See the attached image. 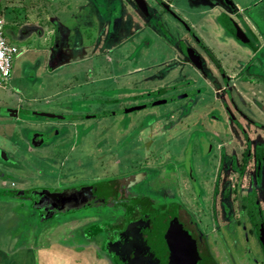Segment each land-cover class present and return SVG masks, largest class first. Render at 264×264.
I'll use <instances>...</instances> for the list:
<instances>
[{
    "label": "rangeland",
    "instance_id": "374dc122",
    "mask_svg": "<svg viewBox=\"0 0 264 264\" xmlns=\"http://www.w3.org/2000/svg\"><path fill=\"white\" fill-rule=\"evenodd\" d=\"M16 1L3 0L1 11H4V5L9 9L21 7L18 1L22 2L23 6L25 4L32 5L30 3L31 0ZM43 1L45 2L40 4L42 16L48 12L45 17L37 16L40 11H37L32 6L29 11L28 16L34 26L25 27L30 24L26 21L24 22V29L23 27L20 29L18 25H15L7 17V38L9 40L13 38L12 32L17 33V38L19 37V32L22 38H20L21 41L16 42L12 41L14 38L10 40L12 44L19 47L20 53L13 63L10 79L6 81L7 86L4 87L0 84V98L6 100L11 94L16 99L20 96L23 101V109L20 110L19 108L18 110L20 111L18 113L19 120L34 123L37 121H50L49 118L39 116L37 113H54L52 110L63 113L70 108H74L75 110L73 111L75 113L70 115L68 122L65 123L71 124L70 129L66 132L64 130L61 131V134L55 136L54 141L52 140L46 148H38L33 151L35 153L33 158H29L30 155L26 154L21 156V151L24 152L27 148L31 151L28 138L25 135L26 127L21 128L19 127L20 123L14 125L12 122L3 120L0 123L2 125L0 127V134H2L0 145L1 147L3 146L2 148L6 152L5 155L1 156V159H3V162H7L6 166L8 169H12L16 162H21L24 167L27 166V171L22 173L13 172L12 169V175L16 176L18 173L21 176L27 175L29 178L28 182L40 188H67L84 184L99 185L101 183L120 181L131 176L142 180L143 184L130 179L127 180L130 183L129 187L132 186L137 191H142V194L153 202L155 209L165 211L164 208L171 209L175 204L188 206L191 209V213L189 212L190 216L195 222L197 224L201 223V227L208 229L211 239L209 245L211 247L213 245V254L219 257L215 256L219 264H260L262 256L254 241V237L245 233L240 227L239 212L236 206L237 198L234 196V192L231 194L230 201L232 203L231 208L233 207L234 211L229 213L228 218L230 216V219L227 222L219 218L218 221L214 219V212L204 215L203 213L205 212L197 211V208H199L198 202L190 186H187L189 182L191 183L189 172L183 170V167L182 169L178 167V163L183 162V153L180 148L183 145L184 138L176 140L178 135L176 131L168 133L166 130L162 131V126L165 127V123L176 120L181 121L185 116L169 112V109H161L163 105L133 113L111 116V113L130 103L135 102L136 105L137 103L145 105L151 102L147 99L150 98V93L152 92L150 90L153 89L156 82L167 78L164 72L165 69L158 66L159 61L163 59V56L170 59L172 52L170 50L163 51L161 46H158V43L153 45L152 40H150V44L146 45L145 39H142L141 43L137 45V37V43L131 45V54H133L132 56L135 59V66L143 67L142 65H145L148 72L137 73L131 79L124 80L126 81L125 85L117 89L116 87L102 88L103 84H101L100 87H94L95 91H97L96 94L88 97L89 95H83L84 93L82 92L84 90H77L75 84L77 81L72 79L70 75V81L68 80L67 70H70V67L60 69L58 75H52L49 72V55L45 49L41 32L43 30L45 34L44 26H47V24L53 26L52 18H57L63 24L64 31L67 32L69 30L70 33L67 43L69 53L67 54L70 56L74 55L78 51V47L93 43L97 38V33L92 28L98 22L95 18L97 14L95 16L94 4L90 0ZM235 1L248 4V8H252L250 15L248 14L250 17L247 15V21L248 25L260 34L261 40L255 44L262 49V55L254 57L255 53L253 51L242 49L238 42L233 39L229 41V44L232 45L225 47L226 50H219L217 47L222 46L217 43L216 36L210 32L208 33L211 39L208 45H211L215 54L225 66L227 76L230 77V85L233 87V98L237 105L244 111H248L251 117H260L261 114V118L264 121V113L258 111L259 107L257 105V103L264 105V0ZM147 2L156 8L158 7L154 0H147ZM184 4L187 5L186 2ZM42 6H44L43 9ZM108 6L112 7L111 4ZM101 12L105 13L106 11L102 10ZM166 18L170 22L169 27L173 23L178 28V30L172 28V32L175 33L176 37H181L182 39L186 37L188 41L196 44L193 36L185 32L178 23L169 16H166ZM255 19H257L258 24H256ZM260 25L263 35L258 30ZM180 31L187 33L185 34L186 36H183ZM217 69L214 67L212 71L218 73ZM180 72L179 69L176 73H173V76H170L171 78L169 77L172 80L176 79V82L170 86L167 84L170 87L167 99H172L176 93L179 94L178 92L182 88L184 92L186 90L189 91V95L210 92V98L208 100L204 99L206 100L205 102L197 105L196 112L187 116L188 136L192 137L193 134H196V136L207 137V135L210 136L211 133H217V131L218 134H221V129L226 131L225 123L228 121L229 125L226 115L230 117V114L224 108V103L215 102L214 99L216 98L213 95V91H210L212 88L211 82L204 85V82L197 75L199 73L193 70L182 72L185 77L179 80ZM241 75L244 76V80L259 82V84L262 82V84H251L242 80V83H240L238 79ZM217 80L222 81L220 77ZM178 81L179 84H176ZM197 82H201L204 88L197 86ZM175 85H178V87L175 88ZM66 86L75 87V92L78 96L82 94L75 99L69 100L67 98L71 92L67 91ZM190 87L193 89L192 92L189 89ZM205 88H208V90ZM171 89L172 91H169ZM60 90H63L62 92H65V94H57ZM84 98L87 99L84 100ZM3 102L6 103L7 101ZM7 103L12 104L13 102L9 100ZM191 103L188 102L187 106L190 107ZM228 103L230 107L233 106L231 99L228 100ZM235 113L237 118L240 119L239 113ZM83 114L85 116L96 115V117H90L92 119L86 122V119L82 117ZM73 122L77 124L72 125ZM34 123H29V126L35 125ZM205 130L209 132H205ZM10 135L12 136L11 138ZM7 138L8 140H6ZM214 139L219 140L217 137H214ZM127 142L131 143L130 147ZM133 142L134 146L144 147L146 145V147L137 151L133 146ZM233 145L235 146V144ZM231 149H233V146H230ZM18 151L19 155L17 157ZM205 152L199 151L202 156L197 154L198 158H194L195 164L193 165L195 170L193 173H195V177H197L202 186L211 188L215 182L216 174H209V178L207 177L210 171H207ZM29 163H33V168ZM4 165L0 164V175L2 172L7 171ZM24 167L22 168L24 169ZM4 184L6 185V183ZM8 185H11L10 181H8ZM252 185L253 183H247L245 186L243 184V187H245L244 195H247V192H251L250 188ZM211 192L212 188L209 193ZM260 196L264 197L263 188L260 191ZM206 198L210 199L211 196L208 195ZM0 199L13 201V199H4L1 196ZM28 211L29 213H23L18 218L16 217L17 219L15 218L19 229L16 230L13 227L12 232H15L14 234L19 237L16 240L7 237V248H20L25 241H28V234H31L34 241H38L40 246H45L49 251L51 250L49 258L51 262H48V264H113L112 259L107 256L101 244L103 236L102 238L95 236L96 233L99 234L105 229L104 226L106 224H110L114 220L113 214L108 208L88 207L47 222L41 221V218L31 213L34 211L32 206ZM1 214L3 212L0 210ZM197 217L202 218L203 221L201 222ZM7 230L10 231L9 228ZM4 234L8 235L5 232L0 234L2 242L6 241L3 238L5 237Z\"/></svg>",
    "mask_w": 264,
    "mask_h": 264
},
{
    "label": "flooded vegetation",
    "instance_id": "af4514ba",
    "mask_svg": "<svg viewBox=\"0 0 264 264\" xmlns=\"http://www.w3.org/2000/svg\"><path fill=\"white\" fill-rule=\"evenodd\" d=\"M174 0H170L172 2ZM193 2L198 3L203 7L205 10V13L203 15H207V21L204 22V29L207 32H210L212 35L216 36L217 43L221 46H226L231 39H233L235 42H238L241 48H245L246 50L253 51L255 54V57H258L260 54L262 55L263 51L261 48H259V45H256V42H260V34L254 30L252 27L248 25L247 21V15H250V10L252 8L248 9V11L243 12L242 9H238V7L235 5L233 0H229V3L226 0H192ZM3 2V1H2ZM156 5L160 7V12H153V9H151L150 4L147 2V0H134V3L137 6V9L140 13H144L143 15L147 19H151V17H154L156 25H158V28L162 32H166L165 25L162 21V15L168 14L171 16L172 19L180 23L185 32L189 33L191 36H193V39L195 40L196 44L190 43L186 38L181 41L179 44V47L182 52H184L188 57L189 60L192 62V65L195 66L197 70L202 73V75L206 78H210L212 80L211 84H214V87L218 86V89L210 90L213 91V95L216 99L215 102L219 101V104L224 103V108L228 110L230 117L226 114V119L229 120L225 123L226 131L224 129L222 130L221 134L217 133H211L210 136H196V134H193L192 137L188 136L189 127H187V116L191 114H194L196 111V107L199 103L205 102L204 99H209L210 92H207L206 94H193L189 95V91H185L180 89L178 92L179 94H175L170 102L163 104V108L169 109V112H173L175 114H179L182 116H185L183 120H177L175 122V127H171L168 129L166 128L167 124H165V127L162 126V131L166 130V132L170 131H176L178 134L176 140H181L180 138H184V141L182 142L183 145L181 146V151L183 153V162L178 163V167L183 170L189 172V178L191 183L187 184V186H190V189L192 190V193L194 192V195L196 197V200L198 202L199 208H197V211H200L204 215H207L209 212H214V219H222L224 222H227L228 219H230V216L228 218L229 213L233 212L234 209L232 206L231 201V194L234 192V196L237 198V207L239 212V224L240 227H242L243 231L245 233L250 234L254 237V241L259 248V251L261 253L262 259L260 261V264H264V244L262 243L260 236H259V229L256 225V221L263 225L264 228V197L260 196V191L262 188L264 189V121L260 117H251L249 115L248 111H244V109L240 108L236 101L234 100L233 95V87L230 85V77L227 76V72L224 69V64L221 63L220 59L216 58V55L214 52L207 46L205 41H203L200 36L198 35L197 31L191 27L186 20H184L174 9L170 2L165 3L163 0H154ZM103 6H101L102 9ZM5 10V5H4ZM104 11L106 9H103ZM4 12V11H3ZM1 11V17L5 20V25L7 27L6 19L4 18V14ZM252 14V13H251ZM246 15V17H245ZM248 15V16H249ZM250 17V16H249ZM252 17V16H251ZM256 24H258L257 19H255ZM136 23V22H135ZM231 24L233 27H235V31L237 28L240 29V32H242L245 35V38H243V41L238 39L232 31H230L226 24ZM137 25V24H136ZM225 25V26H224ZM28 27V26H25ZM258 30H260L261 33V25L258 26ZM6 29V28H5ZM24 29V26H23ZM23 31V30H22ZM6 32V31H5ZM186 33V34H187ZM7 35V34H6ZM12 37L14 38L17 36L16 34H13ZM263 35V31L261 33ZM19 38L21 37V34L18 33ZM17 38V37H15ZM187 40V41H186ZM192 41V40H191ZM243 45V46H242ZM229 46V45H227ZM199 49L205 51L208 53L209 58L212 60V63L214 67L218 68V76H215L214 79L210 75L207 70L205 71L203 68V64H205V61L201 60V54L199 53ZM193 56H192V55ZM193 57H196L199 59V65L194 62ZM264 61V60H263ZM222 64V65H221ZM206 66V64H205ZM264 66V65H263ZM245 68V67H244ZM219 77L222 79L220 82ZM242 78V81L247 82L244 80L243 76L241 75L239 77ZM215 80V81H214ZM225 81V82H224ZM240 83H242L240 81ZM250 83V82H249ZM197 86L204 88L201 84V82H197ZM201 84V85H200ZM253 84V83H252ZM259 84V82H257ZM262 84V82H260ZM259 84V85H260ZM194 85V84H193ZM181 86V84H180ZM178 85H175V88H177ZM170 87H166L165 89H160L156 91H152L150 93L149 99L151 102L158 101L161 99H167L168 95V89ZM209 88V87H208ZM192 92V87L189 88ZM206 89V88H205ZM204 90V89H203ZM208 90V89H206ZM169 91H172L169 90ZM202 92V91H201ZM240 93V92H239ZM185 95V96H184ZM231 99L232 101V107L229 106L228 100ZM217 100V101H216ZM242 100V99H241ZM149 102V103H151ZM192 102L191 106L188 107L187 103ZM221 102V103H220ZM141 105V104H137ZM258 105V111L261 113H264V105L262 103H257ZM136 106V105H135ZM133 107V106H131ZM130 108V107H128ZM127 108L123 109L122 111L126 110ZM122 111H116L111 113V116L121 115ZM254 111V110H253ZM238 112L241 116L240 119L237 118L236 113ZM58 115H65L67 119H50V121L46 122H35L38 123L34 126H29L28 132L26 137L28 138V143L30 145V150L28 148L21 152V156L23 155H30L29 158H33V151H35L38 148L47 147L52 140L54 141L55 136H59L61 134V131H67L70 129L71 124H65L68 122V117L70 115L66 114H60V113H54ZM91 114V113H87ZM95 114V113H94ZM97 114V113H96ZM256 114V113H255ZM73 115V114H72ZM96 117V115H86L83 114L82 117L86 119V122L89 121V119H92L90 117ZM245 124H244V122ZM31 123V121H30ZM77 123L73 122L72 125H76ZM79 125V124H78ZM63 126V127H62ZM62 127V128H61ZM209 130V129H208ZM208 130H205V132H209ZM26 133V132H25ZM226 133V134H225ZM171 134V133H170ZM171 137V136H170ZM214 137H217L219 140L214 139ZM223 138V139H222ZM8 140V138L6 139ZM217 140V141H216ZM215 143V144H214ZM128 146L130 147L131 143H128ZM235 144V146L233 145ZM134 146V142H133ZM230 146H233V149L230 150ZM3 147V146H2ZM0 145V164H5L4 167L6 168V172H2L0 175V181L5 182L6 185L3 188L6 192H26L30 193L33 190L36 189H46L50 190L51 192H63L64 190L68 189H74L76 191H83L87 195V199H90L89 207H95V208H108L112 214H113V222L110 224H106L104 226V230H102L99 234L96 233L95 236L98 238H102L103 236V242H101L103 249L107 253V256H109L112 259L113 264L116 263V258L113 257L108 253V251L104 247V243L108 240H113V232L116 230H122L127 224H131L133 222H138L140 219H142L144 216L148 214H153L156 216L155 224L156 229H159L160 231L162 226H160V223L157 221V218L165 224L166 227L171 228L174 232L172 237L174 241L180 244L182 250V254L185 256V259L188 261L189 264H206L204 260H200L201 251L199 249V258L195 257V251H192L191 253H188L186 250V247L182 243L181 235L179 232L174 228V225L172 223V216H174V213H181L183 212L185 215V219L188 222H191L190 226L197 233V237L201 238L202 244L205 245V249L207 253L209 254V257L215 264H219L216 260L215 256L218 257L216 254L214 255L213 251V245L212 247L209 245L211 243L210 234L206 227H201V223L197 224L195 220L190 216L191 209L188 206H183L181 204L178 206L175 204L172 206L171 209H165L163 210H157L155 209L153 202L148 198L147 196L143 195L142 191H137L135 187H129V184L127 180L132 179L133 181L136 180V182H142V180L135 179L131 176L124 178L120 181H113L112 183H101L99 185L97 184H84L79 185L78 187L70 186V187H42L35 186L33 183L31 184L29 181L28 176H21L20 173L23 171H27V166L20 165L19 162L15 163V165L12 167L13 172L17 170L18 175L14 176L11 173L12 169L7 168V162H3L1 159V156L6 152L4 148H2ZM137 151L141 149H144V147L134 146ZM6 148V146H5ZM206 151L204 154V157L207 158V171H210L207 175L209 178V174H216L215 175V182L213 183L212 192L209 193L211 188H207L202 186L200 181H198L197 177H195V173H193L194 169V158H198L199 156H202V153H199V151ZM198 151V153H197ZM198 154V155H197ZM195 156V157H194ZM27 161V160H26ZM30 161V159H29ZM24 162V161H23ZM31 162V161H30ZM25 163V162H24ZM31 167L33 168V163H29ZM24 167V169L22 168ZM36 167H38L36 165ZM19 168V169H17ZM209 169V170H208ZM213 172V173H211ZM207 178V179H208ZM209 180V179H208ZM8 181H10L11 185H8ZM247 183H253L252 187L250 188L251 192L247 195H244L245 187H243V184ZM193 185V186H192ZM232 190V191H231ZM256 190V191H255ZM255 191V193H254ZM5 192V193H6ZM9 192V193H10ZM7 194V193H6ZM210 195L211 198L207 199L206 197ZM84 196V197H85ZM10 197H13L10 194ZM8 199H13L17 204H20L24 211L31 208L32 201L30 199H27L26 197H13ZM183 200V199H182ZM184 202V201H183ZM185 204V202H184ZM88 208V207H86ZM190 212V213H189ZM33 215L35 214L36 217L41 218L39 212L32 211ZM210 214V213H209ZM231 215V214H230ZM61 215L54 216L53 218L46 220H54L61 218ZM198 220L203 221L202 218L197 217ZM219 218V219H218ZM219 224V223H218ZM182 227L185 226V224H181ZM204 225V223H203ZM219 226V225H218ZM201 227V228H200ZM247 235V234H246ZM203 250V249H201ZM182 258V257H181ZM219 258V257H218ZM182 260V259H181ZM179 264H183L180 262Z\"/></svg>",
    "mask_w": 264,
    "mask_h": 264
},
{
    "label": "crops",
    "instance_id": "0c3cea01",
    "mask_svg": "<svg viewBox=\"0 0 264 264\" xmlns=\"http://www.w3.org/2000/svg\"><path fill=\"white\" fill-rule=\"evenodd\" d=\"M90 1L94 4L95 16L97 14L95 18L98 20V22L92 27L95 29V32L97 33V38L95 42L88 43V45H86L87 47L84 45L78 47L77 48L78 51L75 52L74 55L70 56L67 54L69 53L68 51L69 48H67L69 46L67 45V43H68V38H70V33L69 30L67 32L64 31L63 24L57 18L55 17L52 18L53 26L48 24L47 26H44L45 34L43 33L44 31L41 29L42 30L41 36H43V43L49 55V62H48L49 72L52 75L54 74L58 75L60 73V69L62 68L65 69L67 67H70L71 69L67 70L68 80L70 81L69 78L70 75L72 79H75V81H77L75 83L77 86V90L79 91L84 90L82 92L84 93L83 95L86 96L89 95L88 97L96 94L97 91H95L94 87L97 86L100 87L101 84H103V86H101L102 88L116 87L117 89L122 85L124 86L126 82L124 80L131 79L137 73L148 72L145 65H142L143 67L135 66V59L132 56L133 54H131L132 53L131 45L137 43L136 38L138 37L137 45L141 43L142 39H145L146 45L150 44L151 43L150 40H152L153 45H156L158 43V46H161V49L163 51L170 50L172 52V57L170 59H167L165 56H163L162 57L163 59H160L158 65L159 67L165 69L164 72L167 75V78L165 80L156 82L153 89H151L150 91L160 90L163 89L164 87H169L170 85L174 84L176 82V79L172 80L170 79L171 78L170 76L171 75L173 76L174 75L173 73H176L179 69L181 71L179 80L185 77L182 74V72L186 70H191V71L193 70L194 72L199 73L197 75L199 76L200 80L204 82V85L208 82L209 83L212 82L210 78L208 79L204 77L202 73H200V71L197 70L195 66L192 65V62L189 60V57L184 52L181 51L179 44L184 39H182L181 37H176L175 33L172 32V28L177 30L178 28L175 27L173 23L171 27H169L170 22L167 21L166 18V16H169L168 14L162 15V21L166 28V32H162L161 31L162 29L160 28L161 29L160 30L158 28V25H156L154 17H151V19L148 18L146 19L145 16L143 15L144 13L142 14L138 11L139 8L137 9L134 0H101V1L90 0ZM163 1H165V3L167 4L168 2H170V0H163ZM184 1L186 2L187 5L184 4L185 3ZM14 2L17 1L14 0ZM41 2H45V1L34 0L32 2L31 0L30 3H32V5L25 4L23 6L22 2L18 1V4H20L21 7L18 6L15 7L14 9H9L5 7V10L3 12L4 18L6 19V22H8L7 17H9V19L12 20V22L15 23V25H18L20 29L25 25L24 22L26 21L30 23V24L27 23L28 27L34 26V24H31L33 22H30L29 19L30 17L28 16L29 11L32 9L31 6L34 7L37 11H40L37 16L45 17L48 14V12H46L45 15L42 16L41 5H40ZM233 2L238 7V9H242L243 12L245 11L247 12L248 9H250L248 8L249 7L248 4H242L236 2L235 0H233ZM170 3H171L170 6H172L173 9L184 20H186L191 27H193L197 31L200 38L203 41H205L207 46L214 52L211 45L210 44L208 45L211 36L204 29V22L206 23L207 21V15H203V13H205L203 7L196 2H193L192 0H187V1L174 0ZM109 4H111L112 7L108 6ZM101 6H103L102 9ZM150 6L151 9H153V12L161 11L160 7L156 8L151 4ZM43 8L44 6H42V9ZM103 9H106L105 13L101 12ZM169 17L171 18V16ZM88 18L90 19V17ZM175 22L178 23L177 21ZM36 23L37 21L35 22V25ZM178 24L183 28V26L180 23ZM13 34L17 35V33L15 32H13ZM185 34L186 33H184L183 31L182 35L186 36ZM15 37L14 39L12 38L13 40L12 39L10 40L14 42L21 41L20 38L22 37L20 38L18 37L19 39ZM190 43L191 42H189V44ZM227 45H232V44L228 43ZM226 46L217 47V48L223 51ZM199 53L201 54V60L205 61L206 64V66L205 64H203L204 70L205 71L207 70V72H209L212 78L214 79L215 76H218V73L212 71L214 65L212 63V60L209 58L208 53L201 49H199ZM216 58L219 59L217 55ZM9 79L10 77L8 78V80ZM241 80L242 78L238 79V81ZM246 81L250 82L251 84L252 83L257 84V82H251L249 80ZM0 84L4 87L7 86L6 81L4 83L0 82ZM176 84H179V81ZM218 86L220 85L217 84V87H214V85L212 84V88L210 90L216 91V89H218ZM66 88L67 91L71 92L70 96L67 99L69 100L73 98L75 99L78 96L77 93L75 92L76 90L75 87L66 86ZM62 91L63 90H60L59 92H57V94L61 93L62 95H64L65 92ZM2 99L3 98H0V123H2L3 120L12 122L14 125L20 123L19 127L21 128L26 127L25 132L27 134L28 128H30L29 127L30 121L18 119L19 118L18 113L20 112L18 110L19 108L20 110L23 109L22 108L23 101L20 98V96H18L16 99V97L14 98V95L11 94L9 97H7L6 100H2ZM85 99L87 98H84V100ZM9 100H11L13 103L8 104L7 102ZM3 101H7V102L4 103ZM31 101L33 102V100ZM134 105H136L135 102L130 103L121 109L119 108L120 110L117 111H122L123 109ZM73 110L75 109L70 108L69 110L63 113L57 112L55 110L52 111H54V113L72 115L73 113H75ZM115 114L118 115L117 113ZM176 121L165 123L167 124L166 128L169 129L171 127V124H172V128H174ZM32 123L34 122H31V124ZM34 124L37 125L38 123H34ZM1 126L2 125H0V127ZM1 136L2 134H0V137ZM11 137L12 136L10 135V138ZM18 155H19V151L16 156L18 157ZM19 164L22 165L21 162H19ZM15 172H17V170ZM4 183L5 182L0 181V196L4 197V199H6L7 197L13 198L10 197V195H8L9 194L8 192L3 190V188L5 187ZM23 209L25 208L22 207L20 204H17L16 202L13 201L10 202L0 199V210L3 212V214L0 215V234L4 232L8 234V235L4 234L5 237L3 238L6 240L5 242H2L0 239V264H48V262H51L49 259L51 250L49 251V249L46 248L45 246H40L38 241H34L31 234H28L29 236V238L27 239L28 241H25L22 244V246H20V248L13 249L12 247L11 248L6 247L7 237L11 238L12 240H16L19 237L16 234H14L15 232H12V229L13 227L16 230L19 229L18 223L16 221L18 216L23 215V213H29L27 211L24 212ZM8 228L10 229V231L7 230ZM55 246L57 245L55 244Z\"/></svg>",
    "mask_w": 264,
    "mask_h": 264
},
{
    "label": "water",
    "instance_id": "95a60500",
    "mask_svg": "<svg viewBox=\"0 0 264 264\" xmlns=\"http://www.w3.org/2000/svg\"><path fill=\"white\" fill-rule=\"evenodd\" d=\"M0 0V17L1 6ZM229 3V0H226ZM225 26V25H224ZM226 27L234 33V35L243 41L245 35L240 32V29L231 24H226ZM192 55V54H191ZM193 56V55H192ZM194 62L199 65V59L193 57ZM170 102L168 99H161L145 105H136L121 113H133L146 108H153L155 106L163 105ZM49 119H67L65 115H58L54 113H37ZM5 155V153H4ZM3 160V159H2ZM85 190L76 191L74 189L64 190L63 192H51L46 189H36L30 193L26 192H8V195L13 197H26L32 201V208L34 211L39 212L41 221H46L54 216H64L68 213L85 209L89 207L90 199L83 192ZM85 196V197H84ZM156 216L148 214L140 221L127 224L122 230L113 232V240H108L104 243L105 249L110 255L116 258L117 264H189L182 254L180 244L174 241L172 237L173 231L163 224L158 218L162 231L156 229L155 222ZM259 221L256 225L259 229V236L264 244V228ZM174 237V235H173ZM182 257V258H181ZM182 259V260H181Z\"/></svg>",
    "mask_w": 264,
    "mask_h": 264
},
{
    "label": "trees",
    "instance_id": "16d2710c",
    "mask_svg": "<svg viewBox=\"0 0 264 264\" xmlns=\"http://www.w3.org/2000/svg\"><path fill=\"white\" fill-rule=\"evenodd\" d=\"M174 216H172V223L174 225V228H176V230L179 232V234L181 235V240L182 243L184 244V246L186 247V250L188 251V253H191L192 251H195L194 255L195 257L197 256L198 258L200 256H198L199 254V249L201 251V258L200 260H204V262L206 264H215L211 258L209 257V254L207 253L206 249H205V245L202 244V240L201 238L197 237L198 235L196 234L197 232L191 228L192 226H190L191 222H188L185 219V214L183 212L181 213H174ZM181 224H185L184 227H182ZM203 249V250H201Z\"/></svg>",
    "mask_w": 264,
    "mask_h": 264
},
{
    "label": "built area",
    "instance_id": "2783aa9c",
    "mask_svg": "<svg viewBox=\"0 0 264 264\" xmlns=\"http://www.w3.org/2000/svg\"><path fill=\"white\" fill-rule=\"evenodd\" d=\"M5 20L0 17V82L8 80L12 73L13 63L20 53L17 45L9 42L6 36Z\"/></svg>",
    "mask_w": 264,
    "mask_h": 264
}]
</instances>
